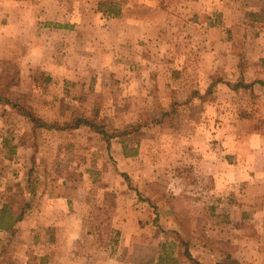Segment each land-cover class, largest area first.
Listing matches in <instances>:
<instances>
[{
  "label": "rangeland",
  "instance_id": "rangeland-1",
  "mask_svg": "<svg viewBox=\"0 0 264 264\" xmlns=\"http://www.w3.org/2000/svg\"><path fill=\"white\" fill-rule=\"evenodd\" d=\"M204 1L0 0L4 95L120 135L0 104L3 223L63 195L84 231L23 217L0 264H264V17Z\"/></svg>",
  "mask_w": 264,
  "mask_h": 264
},
{
  "label": "crops",
  "instance_id": "crops-1",
  "mask_svg": "<svg viewBox=\"0 0 264 264\" xmlns=\"http://www.w3.org/2000/svg\"><path fill=\"white\" fill-rule=\"evenodd\" d=\"M198 1L207 2L204 0ZM208 3L209 1L206 4ZM212 3L214 8H221V6L224 8L226 6L229 11L232 9V12H235L232 13L234 15L236 14V9L238 12H240L239 9L241 11L244 10L246 13H243L242 16L244 18V22L248 23V25L251 23H259L258 17H264V0H215V3L214 1H212ZM241 23L243 22H241V20L239 21L238 19L236 22L230 23V25H238ZM251 38H253V36L249 35L248 39L244 41H249ZM256 40L257 42H262L264 44V33H260ZM245 45H248V43L246 42ZM247 50L248 49L245 48V51ZM261 52L260 55L264 56L261 54ZM262 81L264 82V79H262ZM41 202L42 205H38V208L33 209L32 213L26 215V217H24V221L19 224L18 227H16L19 230L24 229V236L26 233L32 232L35 234H38L39 232L46 233L47 229L51 227L53 229L57 228L56 231H58V233L60 232L70 236L69 242L72 243L73 240L77 238V233L84 232L82 226L78 225L77 219L79 214L75 211L76 209L72 204L74 202H72L71 198L63 195L52 196L49 194H44L42 196ZM49 204L52 206L49 207ZM81 217L83 219L85 215H82ZM34 223H36V225H34Z\"/></svg>",
  "mask_w": 264,
  "mask_h": 264
},
{
  "label": "trees",
  "instance_id": "trees-1",
  "mask_svg": "<svg viewBox=\"0 0 264 264\" xmlns=\"http://www.w3.org/2000/svg\"><path fill=\"white\" fill-rule=\"evenodd\" d=\"M262 84L264 85V82ZM6 90H7V87L5 86L0 87V104L10 106L14 110H17V112L20 113V115H23L26 118H28V120L34 125V129L41 128V129H47V130L70 131V130L77 129L82 126H86L92 130L93 129L96 130V132L104 134V136L107 137L109 141L112 138L120 136V135H117V133L109 134L107 131H105L106 125L104 123H101L98 119L93 118V117L92 118L79 117V118H76L72 122H65L63 124L56 122V123L50 124L47 121L39 117H36L33 112L26 111L24 110V108L17 107L16 104H14L7 96L4 95V92ZM5 216H6V210L3 209V211L0 214V228H3V226L5 227V225H7L13 229L18 222L22 221L24 217V213L22 212L20 215H18L14 219L10 217V220L7 223H3V219ZM185 252L186 254H184V256L188 259V261L192 262V264H201L197 260H195L194 257H192L189 250H186ZM162 254L159 255L158 257L159 263L157 264H165V260L163 259Z\"/></svg>",
  "mask_w": 264,
  "mask_h": 264
}]
</instances>
